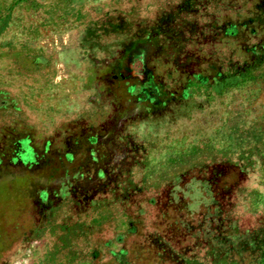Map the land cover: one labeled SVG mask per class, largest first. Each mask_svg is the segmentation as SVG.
I'll return each mask as SVG.
<instances>
[{
    "label": "rangeland",
    "instance_id": "obj_1",
    "mask_svg": "<svg viewBox=\"0 0 264 264\" xmlns=\"http://www.w3.org/2000/svg\"><path fill=\"white\" fill-rule=\"evenodd\" d=\"M0 264H264V0H0Z\"/></svg>",
    "mask_w": 264,
    "mask_h": 264
}]
</instances>
